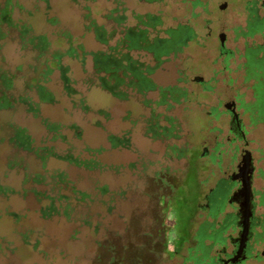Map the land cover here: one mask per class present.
I'll return each mask as SVG.
<instances>
[{
  "label": "rangeland",
  "instance_id": "1",
  "mask_svg": "<svg viewBox=\"0 0 264 264\" xmlns=\"http://www.w3.org/2000/svg\"><path fill=\"white\" fill-rule=\"evenodd\" d=\"M77 1L14 0L12 17L31 25L33 34L46 35L53 49L63 51L69 47L67 37L87 50L102 48L92 31L86 33V6L91 7L92 18L118 34L117 40L126 27L138 25L135 15H157L161 23L155 32L161 37L165 29L187 23L199 42L189 44L180 54H171L150 75L157 90L177 87L184 96L178 102L169 98L162 103L157 92L140 95L127 86L121 88L123 98L95 88L88 92L82 84L86 75L81 65L67 58L63 63L71 66V77L78 81L90 106L84 111L66 96L59 73L45 78L44 58L24 49L17 29L4 25L9 36L0 39V73H7L14 82L7 95L37 101L30 85L50 81L45 85L56 100L41 103L39 117L17 103L0 110V184L15 191L10 196L0 194V264H204L206 252L201 244L209 233L205 219L211 213L200 205L207 203L210 188L221 173L204 156L203 148L213 152L219 142L223 158H230L233 151L240 156L242 147L240 142H229L227 105L237 102L241 113L235 92L245 89L240 74L230 84L220 43L206 38L205 26L210 21H222L225 26L231 13L217 8L222 0H199L198 7L194 0L152 4ZM4 3L0 0V6ZM113 9H118L114 17L126 18L121 26L107 18ZM141 54L148 66L157 65L151 55ZM194 77H203L204 83L195 82ZM44 120L60 125L59 130L51 131ZM19 127L38 149L54 147L62 156L96 159L102 168L90 171L56 158L43 168L35 155L12 143ZM110 136L117 139L111 141ZM250 137L253 146L264 141L262 132ZM86 148L102 151L92 156ZM57 172H64L77 189L87 191L96 201L89 209L73 204L77 206L71 220L45 219L39 211L35 193H43L39 197L45 199L53 195L52 186L35 185L32 179L43 174L50 181ZM104 186L109 191L106 195L101 193ZM79 214L87 215L86 223Z\"/></svg>",
  "mask_w": 264,
  "mask_h": 264
},
{
  "label": "flooded vegetation",
  "instance_id": "2",
  "mask_svg": "<svg viewBox=\"0 0 264 264\" xmlns=\"http://www.w3.org/2000/svg\"><path fill=\"white\" fill-rule=\"evenodd\" d=\"M138 1L152 4L159 0ZM198 3L199 0H194V7H198ZM216 5L221 12L230 11L231 15L226 20L225 26L222 21L217 24L213 21L207 23L206 38L219 41V50L225 57V69L229 73L230 84L235 83V76L240 74V83L245 90L236 91V99L240 100L247 95L264 97V0H222ZM204 6L206 11L207 7ZM138 16L140 15H135L138 25L130 30L134 39L133 46L138 48L133 63L135 65H132L135 82L131 88L140 95H145L149 91L157 92L162 103H166L169 98L178 102L184 96V92L174 87H167L164 90L154 89L150 82V69L140 56L141 53H147L153 59L156 56H160L161 59L169 53L180 54L189 44L199 42L197 33H194L187 23H180L173 30L165 29V36L161 37L155 32V28H148L149 21H146V18L138 20ZM155 19L151 20L155 22ZM150 33L157 34L158 37L151 38ZM229 42L231 47L228 46ZM160 59L156 61L157 65L160 64ZM235 103L238 116L233 113L232 107L227 111L228 128L233 136L229 135L231 136L229 142H240L242 144L240 154L246 150L247 154L251 155L252 164H240L241 155L234 156L236 151H233L232 157H228L227 168L223 169L224 153L219 149L220 143L217 142L213 152L206 147L203 148L211 165L221 173V176L215 179L206 199L207 208L211 210L213 218L212 230H209L213 245L207 247L205 252L207 255L209 252H214L215 246H219V249L217 246L215 250L216 258L209 264H264V141L257 142V146H253L254 140L250 137L253 132L248 129L249 126L238 112L237 102ZM258 118L261 117L252 116L250 120L255 121ZM248 185L249 191H247ZM232 206L236 208V212L225 214L220 227L216 228L215 224L218 223L219 216L224 213L225 208ZM200 207L205 208L206 205ZM248 207L251 209L249 232L245 236L243 229ZM233 226L236 229L235 236L225 235L226 230Z\"/></svg>",
  "mask_w": 264,
  "mask_h": 264
},
{
  "label": "trees",
  "instance_id": "3",
  "mask_svg": "<svg viewBox=\"0 0 264 264\" xmlns=\"http://www.w3.org/2000/svg\"><path fill=\"white\" fill-rule=\"evenodd\" d=\"M74 3H77V0H72ZM85 2L96 3L97 0H84ZM14 0H5L3 6H0V39L4 40L9 36V30L11 28L17 29V34L19 40L23 43V48H29L30 51L37 52L40 58H44L43 64L46 69L44 72V77L51 75L54 72L59 73V80L63 85V89L66 93V96L71 99V103L76 106L80 104V107L84 111H89L90 106L87 104V99L84 96V93L77 87L78 81H75L71 77V66L65 65L63 62L65 59H70L81 64L84 73L87 75L86 78L82 81V84H85L87 88H101L104 90L111 91L116 97L123 98L126 95H123L120 87L127 86L132 87L134 85V75L133 67L135 65V59L130 56L129 52L136 50L137 47L133 46L134 39L131 37L130 30L134 27H126L125 32L122 33L123 39L118 44V47L111 46L109 51H86L84 45L81 43L73 45V42L70 37H67L69 47L63 51L61 49H53V44L47 38L46 35H35L33 34V27L28 24H20L16 22L12 17V7L14 5ZM85 10L87 13L84 16V20L87 21L85 24L86 32H93L96 40L105 41L107 37L113 38L114 33L108 35L105 31V28L102 25H99L96 18H92L91 7L86 6ZM118 12V9L111 10L110 14L107 15V18L114 19L115 23L124 24L125 16L114 17V14ZM146 18L149 19L148 28H156L160 26V23L157 19L155 22L151 19L156 18L152 14H145L138 16V20ZM7 25L9 30L4 32L3 26ZM174 27H171L169 30H173ZM149 37L156 39L157 34H149ZM119 45L126 51L125 53H119L117 48ZM160 56H156L155 62L158 61ZM161 64V62H160ZM148 66L150 69V75L154 72L156 68ZM151 80V79H150ZM130 81V82H127ZM50 81L39 82L30 85L31 88L35 91V96L37 101L33 100V97H24L22 95L18 97L8 96L7 91L13 89V78L7 73H0V110H6L14 107V104H22L28 106V111L33 113L36 117H39L40 114V104L41 103H54L55 95L49 89L46 83ZM154 89H157V85L151 80ZM162 88L160 90H164ZM175 89H178L177 87ZM104 114V111L100 112ZM106 114V113H105ZM45 125L51 131H57L60 128V125L49 124L44 120ZM111 141H115L117 138L115 136H110ZM12 143L21 150L29 154L35 155L43 165V168H46L47 162L50 159H60L75 166L83 165L87 170L93 171L99 168H102L101 162L96 159H87L80 160L78 157H75L73 154L62 156L59 155L54 147H35V141L26 133L25 129L18 128L16 129V134L12 138ZM102 149H91L86 148V152L94 154H99ZM32 182L35 185L41 186L46 185L52 186L51 192L53 195H48L47 198L42 199L40 195H44L41 192H36L35 196L37 201L40 204V214L43 218L49 219L54 217H62L66 220H71L73 212H75L76 206L83 205L86 208H90L96 201L94 197L87 191L77 189L75 185L68 179V176L64 172H57L52 174L50 181L43 174H36ZM15 191L10 187H6L0 184V194L10 196L15 194ZM101 193L106 195L109 193L108 187L104 186L101 188ZM44 200V201H43ZM45 202V203H44ZM77 204V205H73ZM84 214H79L80 221L86 223Z\"/></svg>",
  "mask_w": 264,
  "mask_h": 264
},
{
  "label": "crops",
  "instance_id": "4",
  "mask_svg": "<svg viewBox=\"0 0 264 264\" xmlns=\"http://www.w3.org/2000/svg\"><path fill=\"white\" fill-rule=\"evenodd\" d=\"M153 16H155L156 17V19H157V15H153ZM158 20V19H157ZM98 23H99V25H102L104 28H105V31H106V33L108 34V35H110L111 33H114V36H113V38H110V37H107V40H106V42L105 41H99V40H96L97 41V43L98 44H100L101 45V47L102 48H100V49H97V50H87L86 49V47H85V45L84 44H82V45H84V47H85V49H86V51H88V52H92V51H103V52H107V51H109V47H111V46H114V47H118V44L122 41V39H123V35L122 34H119V37H118V40H117V35L118 34H116V32L114 31V30H112V31H108V29H107V26L105 25V23H100L99 21H98ZM118 25V24H117ZM119 26H121L120 24H119ZM156 29V28H155ZM86 33H89V31L88 32H86ZM93 33V32H92ZM94 34V33H93ZM120 35L122 36V37H120ZM96 39V38H95ZM117 51L119 52V53H125L126 51L122 48V46L121 45H119V48H117ZM129 54H130V56H132L133 57V59H136V57H137V51L136 50H133V51H130L129 52ZM172 53H169V54H166V55H164V56H162V58L160 59V61H161V64L163 63V62H165L167 59H168V57L171 55ZM174 55V54H173ZM72 61V60H71ZM73 62H76V61H73ZM160 64V65H161ZM66 65H68V64H66ZM81 65V64H80ZM81 69H82V72H83V74L84 75H86L85 73H84V71H83V68H82V66H81ZM72 71V70H71ZM72 74V73H71ZM87 76V75H86ZM86 76H85V78H86ZM127 82H130V81H127ZM83 85H85V84H83ZM93 88H95L96 90H98V89H100L101 91H103V92H106V93H109L110 95H112V96H114L115 98H120V97H116L111 91H108V90H104V89H101V88H97V87H93ZM93 88H88L89 90H88V92L89 91H93ZM121 88H123V87H120V89ZM128 88H130V87H128ZM91 89V90H90ZM131 90H132V88H130ZM81 90V89H80ZM240 103H241V114H242V116H243V118H244V122L249 126L248 127V129L250 130V131H252L253 133H264V97H261V96H258V97H253V96H250V95H247V96H245L244 98H242V99H240ZM102 111V110H101ZM252 116H258V117H261V118H258L257 120H255V121H251L250 120V117H252ZM227 157H229V156H225L224 157V163H226L227 161ZM226 165V164H225ZM228 165V164H227ZM223 167H224V164H223ZM206 205V207L204 208V209H206L209 213H211V210L209 209V208H207V203L205 204ZM226 210L224 211V213H222L220 216H219V218H218V223L217 224H215L216 225V228H219L220 227V222H222V219L225 217V214H228V213H230V214H234L235 212H236V208L235 207H233L232 206V208H225ZM210 210V211H209ZM213 218H212V216H211V214L209 215V219H205V222H206V225H207V229H208V231L209 230H212L211 228H212V223H213V220H212ZM235 234H236V229H235V227L233 226L232 228H228L227 230H226V232H225V235H230V236H235ZM213 245V243H212V238H211V236H210V234L209 233H207L206 232V237H205V239H204V241L202 242V244H201V246L204 248V250L207 248V247H211ZM218 246V245H217ZM217 246H215V247H217ZM218 249H219V246L217 247ZM217 248H215L214 249V252H209L207 255H206V259H205V261H204V264H209V262L211 261V260H213L214 258H216L215 257V250L217 249ZM256 264V263H255Z\"/></svg>",
  "mask_w": 264,
  "mask_h": 264
},
{
  "label": "water",
  "instance_id": "5",
  "mask_svg": "<svg viewBox=\"0 0 264 264\" xmlns=\"http://www.w3.org/2000/svg\"><path fill=\"white\" fill-rule=\"evenodd\" d=\"M223 38V37H222ZM222 43L224 44V38L222 39ZM195 82H199V83H201V82H203L204 81V78L203 77H194V79H193ZM233 108L232 109V111H233V113H235L236 114V116H238V114H237V111H236V103L234 102V101H232V102H230L229 103V105H227V109H229V108ZM205 156V155H204ZM240 164H252V160H251V155L250 154H247V151L245 150V151H243L242 153H241V156H240ZM248 179V178H247ZM246 179V182H247V184H248V180ZM250 190V187H249V185L247 186V191H249ZM247 210H248V215H247V218H246V223H245V227H244V229H243V232H244V234H245V236L248 234V232H249V221H250V219H249V212H251V209L248 207L247 208ZM228 261L226 260L225 261V263H227Z\"/></svg>",
  "mask_w": 264,
  "mask_h": 264
}]
</instances>
